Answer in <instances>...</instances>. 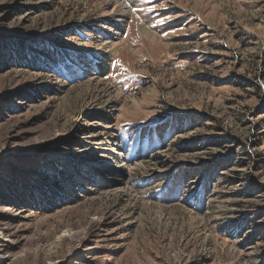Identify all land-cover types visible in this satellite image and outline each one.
Wrapping results in <instances>:
<instances>
[{
    "label": "rangeland",
    "instance_id": "rangeland-1",
    "mask_svg": "<svg viewBox=\"0 0 264 264\" xmlns=\"http://www.w3.org/2000/svg\"><path fill=\"white\" fill-rule=\"evenodd\" d=\"M13 41L0 264H264V0H0Z\"/></svg>",
    "mask_w": 264,
    "mask_h": 264
},
{
    "label": "trees",
    "instance_id": "trees-1",
    "mask_svg": "<svg viewBox=\"0 0 264 264\" xmlns=\"http://www.w3.org/2000/svg\"><path fill=\"white\" fill-rule=\"evenodd\" d=\"M21 41L25 42L24 40ZM23 42L13 41L11 48H8L7 45L5 46L4 44H0V70L5 71L9 68L8 65H13L17 62L20 63V59L23 61H30L31 64L34 62L35 64H42L43 66H45L49 63L45 60L46 55H51L52 57H54L53 52L50 49H46L47 52L43 50L45 53L42 54L41 52H35L31 44H25ZM51 68L52 67H49V69ZM225 139L227 140L228 138ZM46 165H48V162H42L40 165V170H43L42 179L59 180L62 176L67 180V186L69 187L71 185L70 181L73 178L74 173V168L71 166V162L67 160L65 161L60 158L56 164H52V172L50 171V169H47V167L45 168ZM10 180L16 183V185L19 184V181H17L15 178H11ZM68 189L71 191L70 187ZM47 191L52 198H58L55 192H52L49 189H47Z\"/></svg>",
    "mask_w": 264,
    "mask_h": 264
},
{
    "label": "bare ground",
    "instance_id": "bare-ground-1",
    "mask_svg": "<svg viewBox=\"0 0 264 264\" xmlns=\"http://www.w3.org/2000/svg\"><path fill=\"white\" fill-rule=\"evenodd\" d=\"M122 11V10H121Z\"/></svg>",
    "mask_w": 264,
    "mask_h": 264
}]
</instances>
